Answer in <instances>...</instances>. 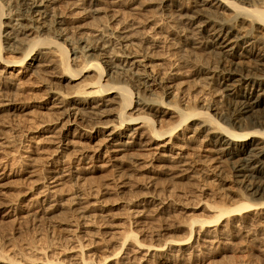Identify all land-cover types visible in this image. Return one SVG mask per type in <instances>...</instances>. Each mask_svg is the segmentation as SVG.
<instances>
[{
  "label": "bare ground",
  "instance_id": "6f19581e",
  "mask_svg": "<svg viewBox=\"0 0 264 264\" xmlns=\"http://www.w3.org/2000/svg\"><path fill=\"white\" fill-rule=\"evenodd\" d=\"M14 1L22 6L23 14H16L11 21L3 22L5 16L12 13L9 5ZM61 5L103 14L106 22L115 25L111 33L114 43L105 34L99 35L100 44L96 47L87 39L70 40L64 33L66 18L55 13ZM136 16L141 19L135 20ZM29 31L36 36L24 45L22 37ZM41 33L53 36L41 38ZM4 43L6 47H3ZM5 48L18 58L2 59ZM157 50L165 51L174 60L170 64L173 78L169 81L147 69L148 60ZM70 53L80 54L78 65L70 58ZM205 54L217 57L218 66L209 64L210 57ZM0 59L5 67L29 69L28 72L36 77L51 70L58 80L66 81L67 93L59 84L48 89L49 104L55 114L66 119L65 123L73 118L79 124L99 126L96 135L98 133L106 140V149L115 155L111 167L123 186V181L132 176L135 153L148 147L159 151L158 158L154 154L151 158L157 159L171 172L169 180L183 178L192 185L198 182L203 185L223 184L226 175L222 164H225L228 177L239 191L240 200L230 205L213 206L215 213L207 220H193L184 227L175 228L185 236L170 237L161 246L147 245L139 234L140 228L133 227L123 230L113 244L106 243V249L97 250L99 244L93 239L97 232L86 230L87 245L81 239L77 241L78 264H106L110 258H113L111 264H131L129 259H122L119 255H128L135 248H144L147 253L152 247L157 248L150 254L152 263L158 264L156 261L159 260L162 264H185L188 260L184 258L185 253L188 257L193 256L189 241L194 235L202 232V240L220 239L226 236L225 228L238 225L248 230L243 233L247 237L250 227L259 221V213L264 216V0H0ZM183 66L188 68V74L182 72L180 67ZM89 72H93L91 83H83L88 79L86 77L72 85L80 79L78 77ZM190 78H198L202 88L210 89V94L217 100L200 103V107L187 104L183 109L173 104L175 124L166 128L159 126L155 120L169 115V110L164 111L162 99L172 95V91L169 92L171 82ZM4 84L0 78V112L8 110ZM154 90H160L161 97L154 95ZM134 95L137 97L135 103L132 102ZM68 96H71L70 100L66 99ZM108 113L115 121L112 126H108L111 121H102ZM177 131H181L179 135L186 131L191 134L187 141L180 142L181 145L198 140L201 144L205 140L207 151L212 155L201 162L215 163V180H209L203 170H194L190 162L174 161L166 156L168 145H174L173 139L177 142ZM164 139L167 142L157 144ZM85 157L82 160L87 159ZM147 173L149 180H157L153 177L156 173L151 170ZM69 175L75 179V187L78 177L72 173ZM193 178L197 181H191ZM140 195L138 189L122 193L120 199L129 201ZM88 196L76 194L70 208L55 206L48 216L83 218L93 214L94 219L100 217L96 213L98 207L94 206L98 205L100 197L96 195L90 201ZM107 200L102 198V201ZM164 200L166 198L158 199V203L151 202L155 215L161 219L173 213L170 205L158 207ZM140 205H130L129 214L138 216L148 211L147 202ZM220 220H225L224 225H218ZM196 223L199 225L197 232L193 229ZM261 223L264 220L258 225ZM134 225H138L137 220ZM217 225L221 228L208 230ZM257 236V239L264 240L262 234ZM0 237V260L23 264L25 255L17 260L4 253L6 247L14 244L16 237H8V234ZM166 245L167 248L162 250ZM88 246L92 248L86 254L84 248ZM95 251H102V254L94 256ZM181 255V260H176ZM51 262L62 264L60 261Z\"/></svg>",
  "mask_w": 264,
  "mask_h": 264
},
{
  "label": "rangeland",
  "instance_id": "374dc122",
  "mask_svg": "<svg viewBox=\"0 0 264 264\" xmlns=\"http://www.w3.org/2000/svg\"><path fill=\"white\" fill-rule=\"evenodd\" d=\"M9 10L12 13L6 15L3 22L11 21L16 14H23V8L17 1L9 5ZM4 12L8 13L7 10ZM55 13L66 18L67 29L64 33L73 42L76 39H87L96 47L100 44L98 38L101 34L108 35V40L113 41L111 33L115 25L106 22L101 13L68 9L63 5L59 6ZM134 18L141 19L137 16ZM41 35V38L53 36L46 33ZM35 36L36 34H31L29 31L22 37V44L32 41ZM2 39L5 40L4 37ZM58 42L62 43V40ZM3 47H6V43ZM67 47L71 49L68 44ZM75 50L80 52L79 49ZM69 56L76 60L77 65L81 61L79 53H70ZM207 57H210L209 64L218 66L217 57L209 55ZM16 58L18 56L10 54L7 48L2 52V59ZM2 59H0V78L7 87L5 92L9 102L6 104L8 110L0 112V235L8 234V237L10 235L16 237L14 244L4 249L7 256L19 260L25 255L23 264H52L51 261L78 264L77 241L81 239L84 245H87L88 237L84 235L86 230L97 232L93 237L95 243L99 244L97 250L106 249V243L113 244L123 230L133 227L140 228L139 234L144 237L147 245L151 243L153 246H161L164 241L170 240V237L185 236L181 230H174L175 228L184 227L193 220H207L215 213L213 206L230 205L240 200L237 186L232 182V178L228 177L229 170L225 164H222L226 175L223 184L215 185L217 182H214L203 185V182H198L197 185H192V182L183 178L169 180L168 175H171V172L155 159L158 158L156 154L159 151L148 147H144L143 152L135 153L136 163L131 172L132 176L123 181L125 183L123 186L115 178L111 167L115 155L106 149L108 147L106 140L98 136V133L96 135L99 126L79 124L73 118L69 123H65L66 119L55 114V110L49 104L48 89L55 88V85L59 84L67 93L64 88L66 81L58 80V76L51 70L36 77L28 72L29 69L5 67ZM173 61L165 51L157 50L148 60L147 69L169 81L173 78L171 76L173 66L170 65L174 63ZM180 68L184 75L188 74V68L184 66ZM73 69L78 68L73 67ZM92 73L78 77L80 79L74 81L72 85L86 77L88 79L83 83H91ZM197 81L198 78H190L171 82L172 88L169 92L172 91V95L164 96L162 99L164 111L169 110L167 111L169 115L155 120L159 126L166 128L175 124L177 119L173 104L183 109L187 104L200 107L202 104L214 103L217 100L215 95L210 94V89L202 88ZM153 94L160 96V90H154ZM70 98L71 96L66 97L67 100ZM136 101L137 97L134 95L132 102ZM112 119L108 113L102 121H111L108 122V126H112L115 122ZM180 133L181 131H177V142L173 139L174 145H168L166 156L174 161L190 162L194 170H203L209 180H215L214 173L217 172V169H214L215 163L201 162L212 155L207 151L205 140L201 138L203 140L201 144H198V140L181 145L191 134L188 131L182 135H179ZM164 140L157 144L167 142V139ZM196 145L200 147L196 148ZM152 154L156 157L151 158ZM81 155L86 156L87 159L82 160ZM150 170L156 173L153 177L157 180L154 182L148 179L150 175L147 172ZM71 173L78 177L75 187L73 185L75 179L72 180L69 175ZM51 177L53 179H50ZM191 181L197 179L193 178ZM138 189L141 195L136 199L130 198L129 201L120 199L122 193L127 194ZM76 194H80V197L83 194L89 195L90 201H93L96 195L100 197L98 205H94L98 207L96 213L100 217L95 216L94 219L93 214L83 218L48 216L49 211L55 206L70 208ZM102 198H107L109 201H102ZM161 198L166 200L161 204L159 202L158 207L170 205L173 210V213L162 219L155 215L156 212L151 206L154 201L158 203L157 200ZM146 202L148 208L146 213L133 215L134 217L129 214L128 209H132L130 205L141 203L143 206ZM261 214L263 213H259V221L254 223L256 226L250 227L247 237H244L243 233L248 230H243L242 226L238 227V225L225 228L226 236L220 239L217 237V239L202 240L204 239L202 232L194 235L189 241L193 256L188 257V253H185L184 258L188 259L185 264H264V240L257 239L259 237L257 235L261 234L264 238V223L258 225L264 220ZM135 220L138 225H134ZM220 221L218 225H224L225 220ZM218 225L208 230L221 228ZM198 226L197 223L194 224L193 229L196 232ZM73 247L75 248L72 249ZM91 248L85 247L84 252L88 254ZM166 248L167 245L162 250ZM156 249L152 247L146 253L144 248H135L128 255L119 256L122 255V259H129L131 264H154L150 254ZM100 252L102 251H95L94 256L101 255ZM182 256L176 260H181ZM112 261L113 258H110L106 264H111ZM156 262L162 264L159 260ZM0 264L17 263L0 260Z\"/></svg>",
  "mask_w": 264,
  "mask_h": 264
}]
</instances>
